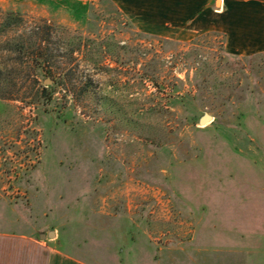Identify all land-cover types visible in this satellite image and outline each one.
Listing matches in <instances>:
<instances>
[{
	"label": "rangeland",
	"instance_id": "1",
	"mask_svg": "<svg viewBox=\"0 0 264 264\" xmlns=\"http://www.w3.org/2000/svg\"><path fill=\"white\" fill-rule=\"evenodd\" d=\"M45 242L80 264H264V53L141 32L111 0H0V264Z\"/></svg>",
	"mask_w": 264,
	"mask_h": 264
},
{
	"label": "crops",
	"instance_id": "2",
	"mask_svg": "<svg viewBox=\"0 0 264 264\" xmlns=\"http://www.w3.org/2000/svg\"><path fill=\"white\" fill-rule=\"evenodd\" d=\"M111 1L141 32L175 38L218 34L229 54L264 53V0ZM41 244L35 264H80L60 253L56 243Z\"/></svg>",
	"mask_w": 264,
	"mask_h": 264
},
{
	"label": "trees",
	"instance_id": "3",
	"mask_svg": "<svg viewBox=\"0 0 264 264\" xmlns=\"http://www.w3.org/2000/svg\"><path fill=\"white\" fill-rule=\"evenodd\" d=\"M35 36H36V37L40 36V33H39V34H36ZM48 36H49V35H48ZM37 42H38V44H37L36 47H38V51H40L41 53H43V55H45L44 53H45L46 50H44V48L41 47L42 45L45 44V40L41 37V39H38ZM39 59H40L39 61L43 62L42 64H44L45 57L41 56V57H39ZM151 77H153V75H151ZM146 80H147V81H146ZM146 80H143V81H144V82H149V83H151L155 88L158 89V85H156V81H155L153 78L150 79V78H147V77H146Z\"/></svg>",
	"mask_w": 264,
	"mask_h": 264
},
{
	"label": "water",
	"instance_id": "4",
	"mask_svg": "<svg viewBox=\"0 0 264 264\" xmlns=\"http://www.w3.org/2000/svg\"><path fill=\"white\" fill-rule=\"evenodd\" d=\"M211 118L208 115H204L200 120H199V125L204 126L207 121H210ZM55 237L53 232H48L46 235H40L39 240H44V239H53Z\"/></svg>",
	"mask_w": 264,
	"mask_h": 264
}]
</instances>
